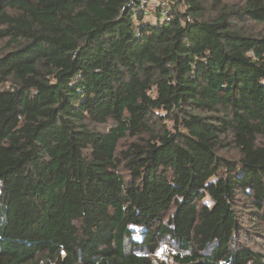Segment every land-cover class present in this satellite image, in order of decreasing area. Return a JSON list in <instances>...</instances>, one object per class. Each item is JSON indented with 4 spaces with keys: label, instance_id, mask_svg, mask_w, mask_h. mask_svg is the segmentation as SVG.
Returning a JSON list of instances; mask_svg holds the SVG:
<instances>
[{
    "label": "trees",
    "instance_id": "16d2710c",
    "mask_svg": "<svg viewBox=\"0 0 264 264\" xmlns=\"http://www.w3.org/2000/svg\"><path fill=\"white\" fill-rule=\"evenodd\" d=\"M263 25L264 0H0V264H264Z\"/></svg>",
    "mask_w": 264,
    "mask_h": 264
},
{
    "label": "rangeland",
    "instance_id": "374dc122",
    "mask_svg": "<svg viewBox=\"0 0 264 264\" xmlns=\"http://www.w3.org/2000/svg\"><path fill=\"white\" fill-rule=\"evenodd\" d=\"M151 5H152V3H151ZM149 17H151L153 20L157 19L156 16H153V15H150ZM260 29H262L264 31V25L260 26ZM0 47H1L0 48V51H1L2 47H3L2 43H0ZM242 210L243 209L241 208V213L243 212ZM257 243H260V242H257ZM172 252H174V250L170 249L169 245H168V247L161 249V251L158 253V256L160 258L164 259L165 261L167 260L168 264H174V263H172V259H171Z\"/></svg>",
    "mask_w": 264,
    "mask_h": 264
}]
</instances>
